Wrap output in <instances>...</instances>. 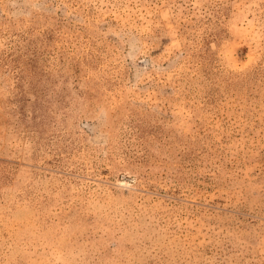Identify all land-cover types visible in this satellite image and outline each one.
Segmentation results:
<instances>
[{
    "label": "rangeland",
    "instance_id": "obj_1",
    "mask_svg": "<svg viewBox=\"0 0 264 264\" xmlns=\"http://www.w3.org/2000/svg\"><path fill=\"white\" fill-rule=\"evenodd\" d=\"M0 264H264V0H0Z\"/></svg>",
    "mask_w": 264,
    "mask_h": 264
}]
</instances>
